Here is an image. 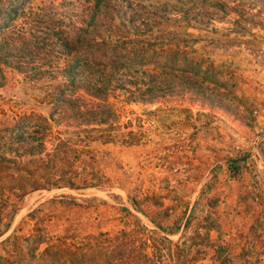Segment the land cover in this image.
<instances>
[{
    "label": "rangeland",
    "instance_id": "rangeland-1",
    "mask_svg": "<svg viewBox=\"0 0 264 264\" xmlns=\"http://www.w3.org/2000/svg\"><path fill=\"white\" fill-rule=\"evenodd\" d=\"M55 1L72 12L68 0ZM113 4L102 20L125 17L130 31L147 23L142 17L173 16L217 70L195 76L185 95L128 103L127 113L143 119L139 141L94 140L58 167L96 171L95 185L30 188L57 173L45 151L0 157V264H115L120 251L125 264H264V0ZM5 75L0 152L10 151L20 115L65 119L43 101L42 81ZM21 183L28 189L18 195Z\"/></svg>",
    "mask_w": 264,
    "mask_h": 264
},
{
    "label": "trees",
    "instance_id": "trees-1",
    "mask_svg": "<svg viewBox=\"0 0 264 264\" xmlns=\"http://www.w3.org/2000/svg\"><path fill=\"white\" fill-rule=\"evenodd\" d=\"M68 1L72 12L58 10L55 0L47 5L0 0V86L6 69L21 72L32 84L42 81L43 101L65 118L22 114L15 121L22 122L20 130L11 132L12 147L0 152L2 160L20 161L24 153L45 151L57 172L45 182H32L30 188L101 182L102 175L96 171H59L58 167L72 165L80 156L79 148L94 140L139 141L144 136L143 119L127 113L128 103L161 93L174 95L178 90L185 95L195 76L206 78L217 70L194 53L195 38L187 29L175 28L173 16L150 23L142 17L147 23L130 31L125 17L102 20L101 15L106 17L114 7L113 0ZM212 1L222 4V0ZM170 24L173 27L167 28ZM52 122L69 127L54 129ZM27 189L21 183L17 194ZM123 257L120 251L115 264H125Z\"/></svg>",
    "mask_w": 264,
    "mask_h": 264
},
{
    "label": "bare ground",
    "instance_id": "bare-ground-1",
    "mask_svg": "<svg viewBox=\"0 0 264 264\" xmlns=\"http://www.w3.org/2000/svg\"><path fill=\"white\" fill-rule=\"evenodd\" d=\"M49 194V193H48Z\"/></svg>",
    "mask_w": 264,
    "mask_h": 264
}]
</instances>
